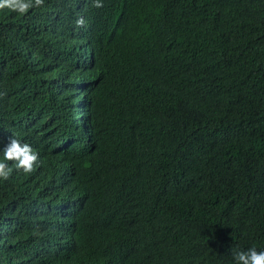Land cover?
I'll return each instance as SVG.
<instances>
[{"label": "trees", "instance_id": "16d2710c", "mask_svg": "<svg viewBox=\"0 0 264 264\" xmlns=\"http://www.w3.org/2000/svg\"><path fill=\"white\" fill-rule=\"evenodd\" d=\"M67 2L44 0L24 15L0 10V97L14 119L40 129L39 162L56 155L77 170L84 205L76 209L72 200L61 212L79 210L64 228L95 241L81 250V262L166 264L171 238L157 224L167 226L169 217L181 218L172 235L194 248L188 264H237L233 251L264 250V0H101V7L81 0L79 13L91 24L103 10L114 15L95 30L87 59L69 66L63 38L48 22L70 14ZM28 67L51 69L50 86L33 82ZM76 77L101 81L92 125L69 98ZM6 112L0 106V123ZM5 142L0 136V156ZM32 178L15 171L0 181L7 230L26 228L27 215L49 207L36 199L18 204ZM219 209L229 221L226 236ZM107 219L120 228H107ZM139 231L140 248L129 251ZM29 237L27 230L18 246Z\"/></svg>", "mask_w": 264, "mask_h": 264}, {"label": "clouds", "instance_id": "9594fccd", "mask_svg": "<svg viewBox=\"0 0 264 264\" xmlns=\"http://www.w3.org/2000/svg\"><path fill=\"white\" fill-rule=\"evenodd\" d=\"M80 2L81 0H68L67 9L70 14H66L64 18L51 17L48 21L50 26L57 30L63 38L67 66L80 65L81 59H87L86 51L96 36L95 30H99L104 18L114 15L111 10H103L91 24L81 17ZM43 4L44 0H0V10L9 9L24 15L33 7H41ZM95 6L101 7V0H95ZM50 10L49 8L48 12ZM82 50L84 52L80 57ZM4 69V61H0V75ZM50 70L41 67H28L24 72L31 74L29 78L33 79L32 81L36 84L50 86L48 76ZM37 71L38 73H36ZM100 83L101 81L98 80L85 81L82 77H76L69 86V98L73 100L75 108L81 107L84 110L83 118L87 125H92V93ZM0 106L7 109L6 118L0 123V136L6 138L0 156V181L7 180L15 171L26 174L33 173V178L27 182L32 188L17 194L18 204L36 199L38 202L47 201L49 205L43 214L27 215L23 224L26 228H18L17 225L7 230V227H4L6 225L0 226L3 229L0 233V257L8 256L16 260L15 262L10 261V264H85L81 262V250L92 246L95 241L84 237L79 240L78 235L71 236L73 231L67 230V227L64 228L63 225V223H68L70 226L73 223L78 211L83 207L86 197L84 189L76 184V168L72 166L70 160L62 159L56 155L49 156L39 162L35 141L40 129L27 118L14 119L12 117L13 107L2 97H0ZM74 117L77 119L76 112ZM5 122H11V125ZM2 123L4 124L1 125ZM79 196L81 197L78 198ZM72 200L75 208L79 210L70 216L64 215L61 212V206H67ZM18 204L10 207V212H18ZM219 212L222 214L221 235H229V221L224 212L220 209ZM4 218L5 215L0 208V224L5 222ZM44 218L48 219L47 224L43 223ZM54 220L56 221L52 224ZM57 220L64 229L60 224H56ZM180 221V217H169L167 226L157 224V229L165 232L167 239L171 238V242L162 252L166 256V264H188L189 254L194 249L184 247L172 235L179 227ZM18 222L21 224L22 219L19 218ZM123 225L126 229L133 227L131 223ZM106 227L111 230L120 228L114 219H107ZM240 228L233 227L232 229L233 232L239 234ZM27 230L29 234H32V237H29L31 242L24 241L23 246H18V238L24 237ZM140 235L141 231L134 233L135 243L133 247L129 248V251H136L140 248L137 243ZM56 239L62 240L65 244L60 245ZM39 242H42L43 247L45 246L43 252L37 251ZM26 248H28L27 253ZM233 256L237 264H264V250L258 251L255 247H251L247 251H233ZM70 257H74V259L69 260Z\"/></svg>", "mask_w": 264, "mask_h": 264}]
</instances>
